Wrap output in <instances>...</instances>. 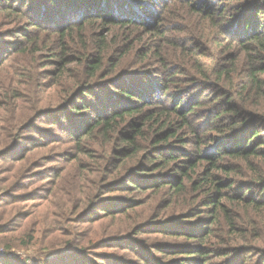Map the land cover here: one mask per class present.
<instances>
[{
    "label": "trees",
    "instance_id": "obj_1",
    "mask_svg": "<svg viewBox=\"0 0 264 264\" xmlns=\"http://www.w3.org/2000/svg\"><path fill=\"white\" fill-rule=\"evenodd\" d=\"M4 1L24 26L15 49L0 42V103L12 99L14 107L11 116L0 111V155L28 141L14 160L24 180L35 151L60 141L58 131L68 134L62 141L75 153L62 156L66 174L77 173L86 208L101 207L92 221L108 220L88 248H67L73 253L49 239V251L24 260L0 241V264H207L264 255V0H49L57 14L22 13ZM46 51L57 58L48 69ZM44 119L52 126H38ZM172 205L184 209L174 222L182 224L167 231L185 243L155 253L138 244L144 225L161 219L157 210ZM70 214L69 207L63 215ZM34 240L12 241L22 248ZM107 246L137 258L107 250L96 252L102 261L91 258Z\"/></svg>",
    "mask_w": 264,
    "mask_h": 264
},
{
    "label": "rangeland",
    "instance_id": "obj_2",
    "mask_svg": "<svg viewBox=\"0 0 264 264\" xmlns=\"http://www.w3.org/2000/svg\"><path fill=\"white\" fill-rule=\"evenodd\" d=\"M9 1L15 4V9H19V6L22 5V13L26 12L28 7L35 9V12L42 8L41 10L53 11L52 13L54 14H57L56 10L60 9L57 4L53 5L49 0ZM62 5L66 4L63 3ZM7 6L4 0H0V42L1 45L7 47L5 51L8 52V50L11 51L15 49L19 41H23V39L17 35L16 30L18 29L16 28L18 26L23 27L24 21L22 15L17 12L10 14V12L8 13L7 10H4ZM44 34L45 33H42L40 36H44ZM50 52L51 51H46L44 54L46 57L43 58V60L48 63L46 69L51 67V62H55L57 59H50L52 58ZM147 68L148 67H145L146 70ZM43 78L45 81L50 80V77H46L45 75H43ZM12 102V99L4 98L0 103V111L6 112L4 113L5 116L14 114L13 111L11 112V109L14 108L10 106ZM38 126H52V124L44 119V123L40 121L38 122ZM30 134L34 137L36 135L39 137V134H36V132H31ZM57 134H59L61 138L60 141L54 142L46 147H39L35 151L36 156L29 164L23 167L31 170L24 180H22L24 176L21 174L24 170H21L17 175H15L14 172L16 168H21L23 163L20 165L15 164L14 160L18 156H21L29 147L28 141H24L16 147L14 146L11 152L8 151L0 155V227L5 230L4 233L0 235V241L4 245L10 244V246L13 247L8 253L9 256H20L24 260L39 257L42 255V252L44 254V252L49 251L47 248V245H49L47 240L49 239H53L55 242L63 240L65 242L63 244L65 245L64 250L73 253L76 249L68 250L67 248L71 247V245L77 248L86 246L88 248L90 243L95 241L94 239L102 234V230H106L101 229L106 227L101 226V224L107 221V218L101 219L98 222L92 221L101 215V207L98 208L96 206L92 209L91 207L86 208V202H82V197H80L78 193L80 184L74 187V184L77 182V173L66 174L68 164L67 160H64L62 156L70 153L72 155L75 153V149L71 148V145L67 144L66 141H62V139L66 140L68 138V134H65L63 131H58ZM39 140L46 142L44 138ZM53 150L55 153H52ZM3 152L4 150L0 151V153ZM52 154H54L55 157L48 156ZM44 158L53 161H46ZM36 164H39V166L33 168ZM58 175L60 176L59 179ZM55 180H57V182L58 180L62 181L60 187L56 185V191L55 186L53 189L51 183ZM20 182L23 187H17ZM10 184L15 186V192L10 193L11 190H13ZM11 201L13 202L10 207L8 203ZM69 207L75 210V214L64 216L65 210ZM6 209H12V213H9L11 214L10 216L7 213L5 214L4 210ZM183 210L184 209L180 205H172L165 209L159 208L157 213L160 214L161 219L158 217L157 221L151 224L146 223L143 228L144 231L139 234V241H137V243L140 245L142 243H147L154 253L160 246L176 242L185 243L186 239L184 237L176 239L171 237L167 231L169 227L182 224V222H174L177 221V219H175L177 218V214ZM84 212L86 215L81 219L80 215ZM68 220H74L77 223L68 224ZM79 220L81 221L79 222ZM107 226L110 227L112 225L110 224ZM32 234H34L37 239L33 241L34 245L22 248L13 246L16 241L21 238L26 240ZM12 240H15V242ZM79 243L82 245H79ZM63 245L60 247H63ZM0 248H2L0 249V255L7 253L3 245L0 246ZM100 250H107L112 254L115 253L114 255H118L117 257L128 256L132 260L137 258L134 252L129 254L127 253V249L120 246H107L95 249L93 253L96 256L90 255L91 258L102 261V259H98L97 256L103 253H96ZM157 255L161 257L159 254ZM117 257H115V259ZM263 258L264 255L262 253L243 252L233 254L226 258L216 257L213 262L207 264H262L264 261Z\"/></svg>",
    "mask_w": 264,
    "mask_h": 264
}]
</instances>
